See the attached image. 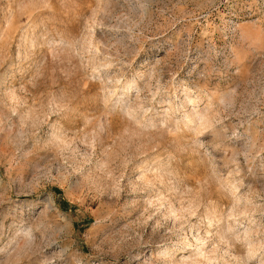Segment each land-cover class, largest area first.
<instances>
[{
  "label": "rangeland",
  "instance_id": "obj_1",
  "mask_svg": "<svg viewBox=\"0 0 264 264\" xmlns=\"http://www.w3.org/2000/svg\"><path fill=\"white\" fill-rule=\"evenodd\" d=\"M0 264H264V0H0Z\"/></svg>",
  "mask_w": 264,
  "mask_h": 264
}]
</instances>
